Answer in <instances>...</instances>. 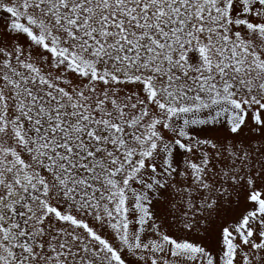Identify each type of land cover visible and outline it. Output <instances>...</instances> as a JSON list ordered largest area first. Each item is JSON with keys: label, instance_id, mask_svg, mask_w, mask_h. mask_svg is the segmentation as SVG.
Here are the masks:
<instances>
[{"label": "snow or ice", "instance_id": "1", "mask_svg": "<svg viewBox=\"0 0 264 264\" xmlns=\"http://www.w3.org/2000/svg\"><path fill=\"white\" fill-rule=\"evenodd\" d=\"M0 264H264V0H0Z\"/></svg>", "mask_w": 264, "mask_h": 264}]
</instances>
